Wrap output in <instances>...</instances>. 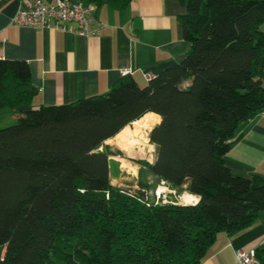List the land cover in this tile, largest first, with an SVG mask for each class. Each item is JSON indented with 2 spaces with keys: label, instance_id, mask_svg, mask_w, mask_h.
<instances>
[{
  "label": "trees",
  "instance_id": "trees-1",
  "mask_svg": "<svg viewBox=\"0 0 264 264\" xmlns=\"http://www.w3.org/2000/svg\"><path fill=\"white\" fill-rule=\"evenodd\" d=\"M130 1L84 0L96 10ZM177 1L189 44L181 62L0 128V264H201L219 233L264 210V177L234 175L224 161L240 126L264 110V0ZM36 93L26 61L0 58V110ZM150 113L160 118L148 129L155 158L136 162L197 202L154 203L141 179L135 190L111 183V154L99 148L110 140L132 152L143 142L130 126ZM255 253L264 264V243Z\"/></svg>",
  "mask_w": 264,
  "mask_h": 264
},
{
  "label": "crops",
  "instance_id": "crops-1",
  "mask_svg": "<svg viewBox=\"0 0 264 264\" xmlns=\"http://www.w3.org/2000/svg\"><path fill=\"white\" fill-rule=\"evenodd\" d=\"M20 5L21 0H0V58L26 61L37 93L29 106L0 110V124L15 122L29 108L104 93L122 70H129L143 85L145 74L156 76L189 50L177 20L185 8L177 0H131L122 10L102 6L91 17L106 26L90 36L16 25L12 19ZM260 28L264 32V22ZM145 116L155 123L160 120L151 113ZM239 132L242 136L224 155L226 166L234 175L264 177V110L245 121ZM182 194L184 200L178 203L198 200L195 195ZM263 243L264 210L249 227L232 235L219 233L201 264H235L237 250L256 249Z\"/></svg>",
  "mask_w": 264,
  "mask_h": 264
},
{
  "label": "built area",
  "instance_id": "built-area-1",
  "mask_svg": "<svg viewBox=\"0 0 264 264\" xmlns=\"http://www.w3.org/2000/svg\"><path fill=\"white\" fill-rule=\"evenodd\" d=\"M96 10L94 4H86L84 0H55L53 3H46L43 0H21V5L12 21L19 26H32L40 28H54L63 32H72L81 36L97 34L106 24L95 21L91 13ZM96 23L94 28L91 25ZM129 70H122L121 76L129 74ZM152 76L145 74L146 80ZM137 188V186H135ZM148 199L154 203H167L170 195L175 194V190L164 181L159 180V184L153 190L142 189ZM235 264H261L256 257L255 249H239L235 252Z\"/></svg>",
  "mask_w": 264,
  "mask_h": 264
},
{
  "label": "rangeland",
  "instance_id": "rangeland-1",
  "mask_svg": "<svg viewBox=\"0 0 264 264\" xmlns=\"http://www.w3.org/2000/svg\"><path fill=\"white\" fill-rule=\"evenodd\" d=\"M6 110L7 112H11L10 109H6ZM13 123H14L13 120H11V122L10 121L5 122L4 124H0V128L11 125ZM157 123H155L154 120L151 121L149 116H145L141 120H139L137 124H132L130 126L129 129L130 133L134 137L142 139L143 142L142 145L134 148L132 153H130L128 149L122 150L118 148L117 146L113 145L110 140L106 143L108 147H106L105 150L110 152L111 154L110 156H115L116 158H118L119 162H124L125 164L127 163L121 169V174L119 179L116 180L110 178L112 184L119 185L125 189L135 190L136 184L133 183L141 179L149 184L150 186L149 190H153L155 187H157L159 181L156 180V178L153 177L152 174L147 173V171L144 168H142L139 163L136 162V160H145L148 162H153L156 153V146L149 142L148 133L150 130L148 131V129L150 126L152 125L154 126ZM104 146H105V142H104ZM140 169L141 171H139ZM181 193L178 194V191H175L174 195H170L171 198H169V200L182 202L184 200L183 198L184 195L183 194L181 195Z\"/></svg>",
  "mask_w": 264,
  "mask_h": 264
},
{
  "label": "water",
  "instance_id": "water-1",
  "mask_svg": "<svg viewBox=\"0 0 264 264\" xmlns=\"http://www.w3.org/2000/svg\"><path fill=\"white\" fill-rule=\"evenodd\" d=\"M183 59L182 56L176 57V62H181ZM100 151H105L104 144L99 148ZM121 170L119 168V160L115 156L108 157V176L112 179H119Z\"/></svg>",
  "mask_w": 264,
  "mask_h": 264
},
{
  "label": "bare ground",
  "instance_id": "bare-ground-1",
  "mask_svg": "<svg viewBox=\"0 0 264 264\" xmlns=\"http://www.w3.org/2000/svg\"><path fill=\"white\" fill-rule=\"evenodd\" d=\"M129 152L130 153H132L130 150H129ZM120 161H122V160H120ZM127 164V163H126ZM124 162H119V168H120V170L124 167V165H126ZM129 165V164H128ZM127 165V166H128ZM131 167V166H130ZM133 170V169H132Z\"/></svg>",
  "mask_w": 264,
  "mask_h": 264
}]
</instances>
